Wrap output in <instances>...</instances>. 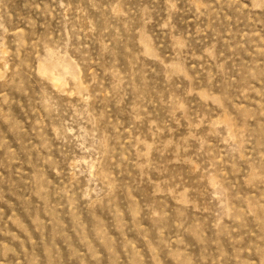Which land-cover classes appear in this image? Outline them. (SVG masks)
<instances>
[{"label":"rangeland","instance_id":"374dc122","mask_svg":"<svg viewBox=\"0 0 264 264\" xmlns=\"http://www.w3.org/2000/svg\"><path fill=\"white\" fill-rule=\"evenodd\" d=\"M0 264H264V0H0Z\"/></svg>","mask_w":264,"mask_h":264}]
</instances>
